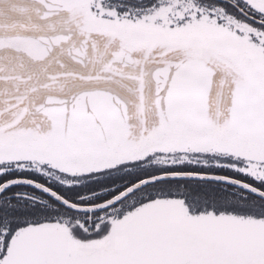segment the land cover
Listing matches in <instances>:
<instances>
[{
  "label": "snow or ice",
  "instance_id": "obj_1",
  "mask_svg": "<svg viewBox=\"0 0 264 264\" xmlns=\"http://www.w3.org/2000/svg\"><path fill=\"white\" fill-rule=\"evenodd\" d=\"M0 264H264V0H0Z\"/></svg>",
  "mask_w": 264,
  "mask_h": 264
}]
</instances>
